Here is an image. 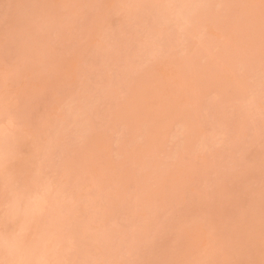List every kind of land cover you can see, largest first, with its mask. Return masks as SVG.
Wrapping results in <instances>:
<instances>
[{
  "label": "clouds",
  "instance_id": "clouds-1",
  "mask_svg": "<svg viewBox=\"0 0 264 264\" xmlns=\"http://www.w3.org/2000/svg\"><path fill=\"white\" fill-rule=\"evenodd\" d=\"M19 7L26 24L0 31V264H264V57L243 102L206 101L199 130L174 122L163 149L137 164L131 180L84 193L75 157L93 125L64 95L39 93L38 41L71 10L97 6L32 0ZM105 7L194 14L224 6ZM231 7L241 17L259 8L264 29V0ZM42 97L47 103L37 107Z\"/></svg>",
  "mask_w": 264,
  "mask_h": 264
},
{
  "label": "rangeland",
  "instance_id": "rangeland-1",
  "mask_svg": "<svg viewBox=\"0 0 264 264\" xmlns=\"http://www.w3.org/2000/svg\"><path fill=\"white\" fill-rule=\"evenodd\" d=\"M30 2L0 0L9 5L0 8V31L22 28L26 13L19 6ZM48 2L97 6L71 10L63 25L38 41L44 57L39 93L64 95L72 112L93 125L87 147L75 157L84 193L128 182L137 164L163 149L174 122L199 130L206 101L228 95L243 102L252 78L258 82L264 57L259 8L241 17L231 6L259 0ZM115 2L224 7L194 14L105 7ZM45 103L42 97L36 106ZM140 135L143 141L134 143ZM254 244L258 249V236Z\"/></svg>",
  "mask_w": 264,
  "mask_h": 264
},
{
  "label": "bare ground",
  "instance_id": "bare-ground-1",
  "mask_svg": "<svg viewBox=\"0 0 264 264\" xmlns=\"http://www.w3.org/2000/svg\"><path fill=\"white\" fill-rule=\"evenodd\" d=\"M164 67H165V66H164ZM162 68H163V67H162ZM162 68H161V69H162ZM165 68H166V67H165ZM163 69H164V68H163ZM163 69H162V71H163ZM164 70H165V69H164ZM166 70H167V69H166ZM166 72H167V71H166ZM166 72H165V73H166ZM168 72H169V71H168ZM174 72H175V71H174ZM163 73H164V72H163ZM169 73H171V72H169ZM167 74H168V73H167ZM171 74H172V73H171ZM161 75H163L162 72H161ZM165 75H166V74H165ZM165 75H164V76H165ZM169 76H170V75H169ZM173 76H175V75L173 74ZM170 77H172V76H170ZM170 77H167V78H170Z\"/></svg>",
  "mask_w": 264,
  "mask_h": 264
}]
</instances>
